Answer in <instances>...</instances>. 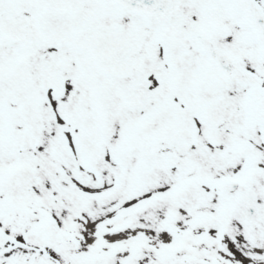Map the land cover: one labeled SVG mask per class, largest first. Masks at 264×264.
<instances>
[{
    "label": "snow or ice",
    "instance_id": "6c2138e0",
    "mask_svg": "<svg viewBox=\"0 0 264 264\" xmlns=\"http://www.w3.org/2000/svg\"><path fill=\"white\" fill-rule=\"evenodd\" d=\"M0 264H264V0H0Z\"/></svg>",
    "mask_w": 264,
    "mask_h": 264
}]
</instances>
